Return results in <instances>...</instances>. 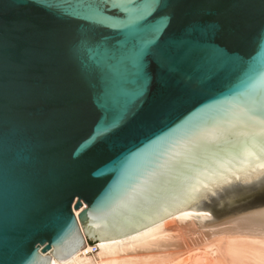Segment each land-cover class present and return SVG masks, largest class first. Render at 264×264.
<instances>
[{
    "label": "water",
    "instance_id": "95a60500",
    "mask_svg": "<svg viewBox=\"0 0 264 264\" xmlns=\"http://www.w3.org/2000/svg\"><path fill=\"white\" fill-rule=\"evenodd\" d=\"M96 2L0 0V259L61 262L81 229L94 244L186 210L264 228V0H161L142 67ZM85 45L129 59L106 73Z\"/></svg>",
    "mask_w": 264,
    "mask_h": 264
},
{
    "label": "bare ground",
    "instance_id": "6f19581e",
    "mask_svg": "<svg viewBox=\"0 0 264 264\" xmlns=\"http://www.w3.org/2000/svg\"><path fill=\"white\" fill-rule=\"evenodd\" d=\"M191 215L204 216L202 212L190 210L182 211L136 233L114 240L96 242L94 244L96 248L95 252H93L92 246L87 242L83 230L81 229L83 244L78 250L61 262H58L49 252V264H264V228L260 227L238 225H219L210 227L209 231L207 228V231L203 232L201 236L206 235V238L209 236L208 234L213 236L219 235L221 232H225L226 235H228L227 232L231 233V237H228L229 241L226 240L227 244L224 245L225 248L220 246L224 248V251H222L218 245H215L219 244L220 240L222 241V237L218 243L215 242V244H213L214 242H212L210 245L208 243H205V245L203 244L204 248L202 249L198 246L199 244L196 243L197 241L193 242L191 239L194 243L192 247L194 248L196 243L195 246H197V248L199 247L201 252L198 250L197 253L195 249H191V246L190 250L185 252L183 246L186 248L190 243L192 244V242H188L189 244L186 242L188 245L184 243L181 247V245H179L180 241L178 243L179 237H176L169 227L171 223H177V225L179 224L183 226V228L190 227V230L194 229L195 231L197 229L198 232L199 229L201 230V228L198 227L202 225V223L200 221L195 222L197 220ZM196 224H198V226H196ZM190 230H187V233ZM195 231L192 232V235H194ZM212 236L211 238H213ZM211 238L206 239L210 240ZM214 238L218 239L220 236ZM224 238H227V236ZM200 239L201 240H198H205L202 237ZM210 242L211 241H209V243ZM223 244L222 242L220 243V245ZM179 246L182 248L181 250L184 249V253L182 252L183 255L180 256L178 254V256L176 255L175 257H170V254L166 257L161 255L162 252L167 251L166 253H168V251H172L173 248L177 250Z\"/></svg>",
    "mask_w": 264,
    "mask_h": 264
},
{
    "label": "snow or ice",
    "instance_id": "6c2138e0",
    "mask_svg": "<svg viewBox=\"0 0 264 264\" xmlns=\"http://www.w3.org/2000/svg\"><path fill=\"white\" fill-rule=\"evenodd\" d=\"M161 0H152V3H147L146 0H97L95 4H89L85 7L88 11L94 12L101 17L102 20L95 21V23L107 27L108 25L105 21L112 19H119L122 17L118 24L111 26V30L118 31L125 35H131L133 37L139 36L140 43L134 47L138 50L135 52L133 57L134 62L137 63L139 67H142L140 64V57L145 54L147 51V46L151 45L156 38V34L160 31V26H153L149 30L152 33V39H144L141 29V23L147 18V16L152 12L157 4ZM144 28H148L147 25H144ZM127 43V41H125ZM86 52L88 53V59L97 60L99 58V66L103 68L106 73H110L113 70L122 68L125 64V61L129 59L124 53L119 51H112L110 49H105L102 53L98 51L97 48L84 46ZM209 62L213 65L220 64L224 62V56L221 52L211 50L207 53ZM87 70V69H86ZM248 91L241 93V96L248 95ZM138 97L142 93L137 94ZM110 102L114 104H120L119 97H111ZM261 108H264V95L258 101ZM247 110L253 117H259L260 112L252 106H248ZM260 134L262 143H264V119L260 120ZM115 122L110 125V127H115ZM109 128L97 127L95 132L97 135L104 134L110 130ZM239 179V177H237ZM261 195H264V190L261 191ZM0 264H4V261L0 259Z\"/></svg>",
    "mask_w": 264,
    "mask_h": 264
},
{
    "label": "rangeland",
    "instance_id": "374dc122",
    "mask_svg": "<svg viewBox=\"0 0 264 264\" xmlns=\"http://www.w3.org/2000/svg\"><path fill=\"white\" fill-rule=\"evenodd\" d=\"M202 214H204V216L208 215V214L205 213V212H202ZM195 222H198V220L195 221ZM196 226H198V224H196ZM184 227H186V226H184ZM169 228L171 229V231L174 232V235H176V237H179L180 240L178 239V243H179V241H180V243L182 242L181 244L179 243V245H181V247H182V246L184 245V243H186V242L188 243V242H192V241H193V242H194V241H195V242L197 241L196 243H198V244H199L198 246L202 249V248H204V247H203V244L205 245V243H208V244L210 245V244H212V242H214L213 244H215V242L218 243L219 240H220L222 237H223V239H222V241L220 240V243L222 242V244H223V243H224V244H223V245H220V243H219V244H215V245H218L219 247H220V246H223V247H224V245L227 244V241H226V240L229 241L228 237H229V236L231 237V233H230V232H227L228 235H226L225 232H223V233L221 232V233H219V235L217 234V235H213V236L210 235V234H208L210 237L207 236L206 238L209 239V238H211V236L213 237V238H211L210 240H208V239L205 238L206 235H202V236H201V234H202L203 232L207 231V230L209 231V228H208V229L205 228V229H201V230L199 229L198 232H200V233L197 232V229H196V231H195L194 229L190 230V229H191L190 227L183 228V226H181V225H179V224L177 225V223H171ZM181 228H182V229H181ZM187 228H188V229H187ZM196 228H197V227H196ZM206 229H207V230H206ZM183 230H186V231H183ZM187 230H190V231L187 233ZM193 231H195V232H194V235H192V232H193ZM182 232H183V233H182ZM179 233H180V235H179ZM190 233H191V234H190ZM224 233H225V234H224ZM195 234H196V235H195ZM189 235H190L191 237H190ZM199 235H200L203 239H205V240H203V241H199V240H201V239H200L201 237H200ZM193 236H194V237H193ZM197 236H198V237H197ZM217 236H220V238L215 239L214 237H217ZM226 236H227V238H224V237H226ZM188 237H189V238H188ZM199 237H200V238H199ZM230 237H229V238H230ZM193 238H194V239H193ZM197 238H198L199 240H198ZM191 239H192V241H191ZM212 239H213V241H212ZM189 240H190V241H189ZM206 240H207V241H206ZM214 240H215V241H214ZM217 240H218V241H217ZM224 240H225L226 242H225ZM209 241H211V242L209 243ZM193 242H192V244L190 243V245H188L189 243H188V244L186 243V245H188V247H186V248H185V246H183V248L185 249V252H187V251L190 250V248H191V247L193 246V244H194ZM196 243H195V245H196ZM89 244H93V243H90V242H89ZM94 244H95V243H94ZM208 244H206V245H208ZM195 245H194V248L192 247L191 249H195V250L197 251V253H198V250H199V252H201V250L199 249V247L197 248V246H195ZM190 246H191V247H190ZM201 246H202V247H201ZM223 247H222V248L220 247V249H221L222 251H224L223 249L225 248V247H224V248H223ZM177 248H178V249H177ZM177 248H175V249H177V250H174V248L172 249V251L174 250L173 253H172V251L170 250V252L168 251V253H166L167 251H166V252H162L161 255H163V256H165V257L168 256L169 254H170V257H175L176 255L178 256V254H179L180 256L183 255V253H184L183 250H184V249L181 250L182 248H180V246L177 247ZM186 249H187V250H186ZM180 250H181V251H180ZM179 251H180V252H179ZM182 252H183V253H182ZM165 253H166V254H165ZM180 253H181V254H180ZM222 253H223V252H222ZM164 254H165V255H164ZM172 254H173V256H172ZM174 254H175V255H174Z\"/></svg>",
    "mask_w": 264,
    "mask_h": 264
},
{
    "label": "built area",
    "instance_id": "2783aa9c",
    "mask_svg": "<svg viewBox=\"0 0 264 264\" xmlns=\"http://www.w3.org/2000/svg\"><path fill=\"white\" fill-rule=\"evenodd\" d=\"M76 215V214H75ZM91 246H92V248H93V252H95L96 251V248H95V245L94 244H90Z\"/></svg>",
    "mask_w": 264,
    "mask_h": 264
}]
</instances>
